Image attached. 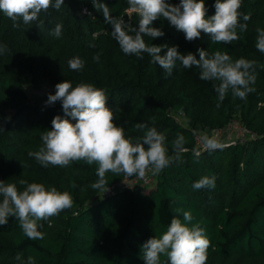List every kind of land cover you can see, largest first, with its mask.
Masks as SVG:
<instances>
[{"label":"trees","instance_id":"16d2710c","mask_svg":"<svg viewBox=\"0 0 264 264\" xmlns=\"http://www.w3.org/2000/svg\"><path fill=\"white\" fill-rule=\"evenodd\" d=\"M102 2L112 16L138 28V17L125 11L127 0ZM167 2L176 5L180 0ZM204 3L207 16L214 15L216 0ZM240 12L251 16L248 30L238 32L241 39L231 44L214 45L203 33L189 42L163 18L152 26L165 35L144 39L150 45L176 46L181 54L190 52L197 58L198 49L209 54L221 50L233 60L243 57L264 64V53L255 47L256 28H264V0H242ZM40 19L43 24L38 20L13 27L0 12V46L6 49L0 54V181L16 183L18 188L22 179L55 186L68 191L74 204L40 222L44 240H29L17 218L9 217L0 225V264H19L17 253L25 260L33 256L36 264H145L142 245L161 235L173 216L183 219L177 208L190 211L193 222H201L205 229L210 240L207 264H264V70L257 68L255 92L246 100L234 99L229 92L217 108L213 85L218 81H202L199 69H185L179 62L169 76L147 54L125 55L111 35L112 26L91 0H64L61 9L50 8ZM57 23L62 25L59 38L52 34ZM96 54L99 62L93 60ZM77 55L85 62L79 72L67 64ZM38 77L54 86L65 80L73 86L92 83L105 91L114 122L126 136L140 135L135 124L147 123L166 136L169 155L177 134L185 137L186 151L179 162L152 175L155 183L149 189L139 181L116 187L136 177L109 172L108 188L114 187L103 194L90 187L98 179L96 166L83 161L45 168L28 153L42 146L41 134L51 130L55 116L68 117L60 101L45 104L30 98L27 84ZM175 113L184 114L189 125ZM232 121L247 128L250 138L211 152L199 148L198 129H222ZM203 176L216 177L214 189L192 187Z\"/></svg>","mask_w":264,"mask_h":264},{"label":"clouds","instance_id":"9594fccd","mask_svg":"<svg viewBox=\"0 0 264 264\" xmlns=\"http://www.w3.org/2000/svg\"><path fill=\"white\" fill-rule=\"evenodd\" d=\"M91 3L102 12L105 23L112 26L111 35L125 55L143 58V54H147L151 63L164 69L169 76L179 62L185 69H199L202 81H218L213 85L217 108L229 92L234 99L240 100H246L250 93L255 92L257 68L264 70V64L256 60L243 57L233 60L225 51L215 50L209 54L204 49H198L197 58L190 52L181 54L176 46L150 45L144 39L147 36L154 40L165 35L161 28L152 26L154 21L163 18L182 32L189 42L199 39L203 33L214 45L231 44L241 39L238 32L248 30L247 22L251 16L240 12L242 0H216L215 14L210 17L204 0H180L176 5L167 0H127L125 11L138 17V28L123 17L112 16L110 8L102 0H91ZM63 5L64 0H0V12L13 21V27H19L20 22L27 25L39 20L43 24L41 13H47L50 8L59 10ZM256 33L255 47L264 53V28L257 27ZM52 34L59 38L62 25L57 23ZM89 47L95 45L90 44ZM5 51L0 46V54ZM99 58V54L93 56L96 62ZM67 64L70 70L79 72L85 62L77 55ZM55 89L54 94L48 95L46 103L60 101L68 118L55 116L51 130L41 134L42 146L28 153L45 168L49 165L66 168L80 161L95 165L98 179L90 187L104 194L109 191L106 173L144 179L149 172L157 175L179 162L186 151L185 137L177 134L171 142L172 154L169 155L166 136L147 123L135 124L134 128L140 135L126 136L125 129L114 122V110L107 106L105 91L92 83L80 82L73 86L71 81L65 80L56 84ZM0 131H3L2 127ZM201 141L209 152L223 147L214 135L205 134ZM215 181V176H203L192 187L196 190L214 189ZM19 184L22 188H18L16 183L0 181V225L7 224L9 217H16L23 236L32 241L44 240L45 234L39 230L42 227L40 222L71 209L73 197L68 191H58L55 186L46 188L43 183H29L22 179ZM72 186L75 187V183ZM175 212L182 213L183 219L173 216L161 235L148 239L142 245L145 264H207L210 240L201 222L194 223L190 211L177 208ZM15 260L19 264H36L33 256L25 260L20 253Z\"/></svg>","mask_w":264,"mask_h":264},{"label":"rangeland","instance_id":"374dc122","mask_svg":"<svg viewBox=\"0 0 264 264\" xmlns=\"http://www.w3.org/2000/svg\"><path fill=\"white\" fill-rule=\"evenodd\" d=\"M27 89H28L29 96L33 101H38V102L45 103V104H47L46 101H47L48 95L54 94L56 91L55 86L49 84L48 81L42 77H38L35 81L30 80L27 84ZM175 116L182 124L189 125L188 118L184 114L175 113ZM197 134L201 137L205 134L209 136L214 135L218 138V140L223 145L232 143L239 139L250 138L249 134L240 133L238 131H235L233 127L232 128L226 127L223 130L198 129ZM148 176L152 177L151 172L148 173ZM139 182L142 184H146V181L144 179H140ZM154 183H155V180L152 179V182L150 184H147L148 186L145 185L144 188L149 189L150 187L154 185Z\"/></svg>","mask_w":264,"mask_h":264},{"label":"built area","instance_id":"2783aa9c","mask_svg":"<svg viewBox=\"0 0 264 264\" xmlns=\"http://www.w3.org/2000/svg\"><path fill=\"white\" fill-rule=\"evenodd\" d=\"M130 14V12H128ZM227 128L230 127V128H234L235 131H238L240 133H245V134H250V132L248 131L247 128H245L239 121H232L231 123H229L227 126ZM226 127L222 128V129H217V130H223L225 129ZM196 139H197V143H198V146L200 149H205L203 147V144H202V141H201V136H199L197 133H196ZM144 180L146 181V184H150L152 182V177L151 176H146V178H144ZM135 181H140L139 178H136L134 180H130V179H126L120 183H118L116 185V187H121V186H125V185H130L131 183L135 182ZM114 186H111L109 188V190L113 189Z\"/></svg>","mask_w":264,"mask_h":264}]
</instances>
